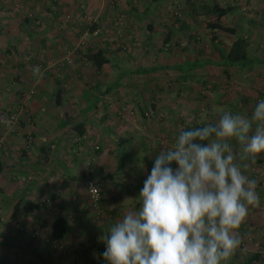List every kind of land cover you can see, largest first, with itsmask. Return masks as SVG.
Listing matches in <instances>:
<instances>
[{
  "label": "rangeland",
  "instance_id": "1",
  "mask_svg": "<svg viewBox=\"0 0 264 264\" xmlns=\"http://www.w3.org/2000/svg\"><path fill=\"white\" fill-rule=\"evenodd\" d=\"M136 1L139 5L148 0ZM45 2H49L50 7L55 5L53 4L55 0H11L10 7L19 20L18 13L21 11H25L27 14L32 13L30 5L33 3L43 10V6L40 4H45ZM198 2L204 4L217 2L220 5L233 4L234 8L221 16L222 23L234 26L238 32L246 33V38L250 40V45L248 46L249 54L264 55V19L260 15L264 11V0H198ZM123 3L125 4V0L123 2L120 0H104L103 13H96L95 11L94 13L87 12L75 16L74 13L71 14L74 11V7L71 8V5L76 4L75 0H58L55 6V8H58L56 9L57 15L50 16L49 22L44 21L42 23L41 21L42 24H47L46 28H49L52 31L51 33H55V36L57 35L56 32H60L61 28H65L68 24L76 28L81 23H85V27H87L91 22H97L98 26H100L98 35H94L90 33L91 31L85 29L74 34V41H71V43L68 41L70 44L62 47L35 46L34 39H38V36L24 39L18 38L17 34H14L15 42L9 36L3 37L7 41L6 43L0 35L1 148L10 142V138L16 139V137H20L24 147L23 132L29 133L27 129L31 130L29 125L31 121L29 122L28 120L23 127L19 128L16 126L17 121L15 123L14 121H9V116L11 114H17L18 116V114L23 113L24 109L22 106H25L27 101L33 96L29 95L31 94L30 90L33 89L34 94L38 90L37 88L36 90L34 89V84L38 85L40 82L42 86L46 87V81L51 79V75L48 72L51 69L53 72H57L56 65L59 60L66 62L67 65H70L75 58H82L85 61L87 59L84 54L86 47L94 42H99V45L106 46L108 54H114L119 57V60H122L119 65L127 68L140 64L145 65L146 63L161 65L165 62L170 65L182 60L199 58L190 65L192 68L189 70L190 76L181 82L177 79V74L171 70H163V75L160 73L156 77H154L155 74L153 73V78H149L148 81L147 79L143 81L142 77L137 79V82L143 81L144 83V93H146L145 97L147 100L144 104L146 112L142 115L136 113V111L135 114H132L134 118H131L133 120L131 124H136L137 126L133 127L135 129L132 130V133H134L132 148L135 152H141L139 148L143 145H148V148L158 155L162 149L169 148L175 143L180 127L183 124L197 121H217L216 115L221 111H230L233 115L251 118L257 103L260 100H264V94H260V91H264V65H252L239 71L231 66L227 68L228 74H226L224 72L221 73L216 64L204 63L201 59L204 56L212 54V57L217 58L216 52L210 47L204 28V21L207 16L202 13L196 14L187 2L184 3L182 0H151L150 5L153 8V14H151L150 8L146 14L148 19L142 18L140 12H135L131 8H124ZM176 7H179L180 14H182V18L186 23L182 27H178V23L174 26L173 31L170 32V38L166 42L170 43L168 47L163 40V36L170 19H172L170 11L173 10L174 12ZM115 14L121 17L120 24L113 23ZM254 16L259 22L255 23L247 19L249 17L253 20ZM149 19L156 28L150 32L151 38L146 40L147 43L142 45L137 39L132 40L128 32L133 33L136 38L141 40L138 35ZM36 22L37 20L33 23L36 24ZM253 24H255L252 26L255 30L248 29V26ZM20 25V30L23 34L28 32V26L25 28L26 31L23 28L25 22H21ZM231 37L232 35L228 31H216V38L224 46L228 45ZM82 39H84L83 43L81 42ZM9 42H13V46L8 47ZM67 65H64V68ZM37 66L43 74L40 78L33 75V68ZM64 68L61 69L59 77L62 76L63 85L65 86L67 77ZM186 69L187 65L183 63L179 71L182 72ZM151 94L159 98L160 105L156 108L148 103L151 99ZM250 97H252L251 100ZM6 109L10 111H4ZM24 113L26 112L24 111ZM128 113L131 114L132 112ZM121 116L124 115L122 114ZM139 117L142 123L139 122ZM138 130L140 132H136ZM69 144V151L72 154L75 149H72L74 147ZM230 145L235 155L238 154L237 149L242 148L241 145L238 146L239 142L235 139L230 141ZM13 154L11 155L12 158L20 156L18 153ZM141 154H148V152L142 151ZM24 155H27V153ZM90 156L94 157L93 152L85 158L90 160H87L85 164L88 167L89 165H94L92 159L88 158ZM257 167L264 172V162L258 164ZM25 177L26 175L24 174L19 178L20 182L24 178L21 184L25 182ZM75 177L80 180L79 171L75 174ZM82 181L83 171L80 184L73 191L75 199L79 201V208H67L68 215L73 219L69 220L72 223L71 230L61 241V248L58 246L53 247L49 243L42 247L53 254V256H50L51 258L63 259L67 264H72V260L74 264H93V243L97 242L102 237L101 234L107 232L114 223V220H109L113 216L108 214V211L103 210L102 206L99 207L102 212L96 214L95 210L88 205ZM101 188L102 192L106 191L102 183ZM106 192L107 194L109 193L108 190ZM40 195L42 196V192L38 194V196ZM54 208L58 209L55 205ZM44 212L50 215L49 210L44 206L40 211L38 210V213L43 214ZM0 220V230L13 234L21 232L29 237L39 234V229L29 221H22L23 223L16 230L7 226V224L14 223L10 218L0 216ZM15 224L17 225V223ZM238 231L240 237L243 238L248 236V234L251 235L254 229L252 231L246 228V232H241V229ZM56 244L58 245L59 243ZM256 245H258V242ZM243 246L244 244L241 247ZM254 247L255 245L253 249ZM234 257L237 261L243 257V254L236 253ZM52 262V264H55L59 261L53 259ZM225 264H227V261ZM258 264L264 263L259 259Z\"/></svg>",
  "mask_w": 264,
  "mask_h": 264
},
{
  "label": "crops",
  "instance_id": "2",
  "mask_svg": "<svg viewBox=\"0 0 264 264\" xmlns=\"http://www.w3.org/2000/svg\"><path fill=\"white\" fill-rule=\"evenodd\" d=\"M75 1L76 4L71 5V8L74 7L71 14L74 13L75 16L81 13H94L95 11L103 13L104 11V0ZM120 1L123 2V0ZM131 1L129 3L125 0L124 8L133 9L132 7L138 6L136 0ZM10 2L11 0H0V35L6 43L3 37L9 36L15 42L14 34H17L18 38L24 39L38 36V39H34L35 46L62 47L74 41V34L87 29L85 23H81L76 28L68 24L65 28L62 27L60 32L55 31L56 36L55 33H51L52 31L46 28L47 24L42 23L49 22L50 16L58 9L55 8L58 0H55L53 3L55 5L51 7L49 2L40 4L43 10L34 3L32 4L34 7L30 5L32 15L38 16L39 19L36 24L23 26L24 29L26 26L29 27L28 32L31 35H26L27 32L23 34L20 30L21 22L11 9ZM150 8L153 14V8L148 4L147 11ZM247 19L255 23L259 22L255 16L253 20L249 17ZM147 22L150 27L144 26L141 29L138 35L141 40L128 32L132 40L137 39L142 45L147 43L146 40L151 38L150 32L156 28L150 19ZM162 23L165 24L164 21ZM254 25L248 26V29L255 30L252 27ZM248 41L250 45V40ZM10 46H13V42H9L8 47ZM90 47L104 48L107 61L100 69L96 68L89 59L83 61L82 58H75L70 65L64 68L67 84L63 85L64 89L58 104L54 102L52 94L55 87L50 80L46 81V87L39 82L37 92L27 101L28 112L32 118L30 129L33 141L30 146L31 150L26 151L27 155L23 154L24 149L20 137L10 138V142L0 149L3 162V169L0 172V216L11 220L19 218L22 221H29L39 229V234L33 237L21 232L13 234L0 230V264H52L53 259L59 261L55 264H67L63 259L51 258L53 254L42 248L48 245V222L52 217L51 214L38 213L40 209L24 211L20 203L15 210L13 207L19 198H30L35 201L38 194L42 192V194L50 195L54 205L58 208L55 211L60 214L68 215L67 208H79V201L75 199L73 191L80 184L81 174L88 160L85 158L92 152L94 157L88 158L92 159L94 165H89V169L93 172L94 179L100 180L104 185V190L109 191L107 194L106 191L101 190L102 195L100 194L99 199V206L113 216L109 220L115 222L127 212L140 207L137 198L153 167L156 154L148 148V145L139 148L141 152L146 151L148 154L133 151L134 133L132 130L137 126L131 124L134 118L132 114L136 111L139 114V106L144 108L147 100L143 81L153 78V73L154 77L159 76L160 73L163 75L165 69L159 67L156 70L140 73L124 72L129 68L120 66L119 63L122 60L114 54H108L106 46L94 42ZM146 65H153V63H146ZM140 77L143 81L137 82ZM148 103L154 108L160 105L159 98L154 94H151ZM130 111L131 114L128 113ZM122 114L124 116H121ZM140 120L139 117V122ZM73 121L83 122L84 134L77 136L74 133L70 128ZM139 130L136 132H140ZM68 143L74 147L72 149H75L72 154H70ZM13 153H18L20 156L12 158ZM261 162H264V154H260L255 163L241 162L237 158V163L247 165L241 169L243 174L258 182L256 191L260 197V205L249 208L248 215L240 229L241 232H246V228L252 231L254 229V231L251 235L241 237V245L227 264L231 261H233L232 264H258L259 256L253 258L252 255L256 253L260 242L264 243V172L257 167L258 164H262ZM78 171L80 180L75 177ZM27 172L33 173L32 180L28 185L22 186L19 178ZM69 224L70 228L67 233L71 230L72 223ZM101 235H105V232ZM257 242H259L258 245H256ZM242 244H244L243 247H241ZM236 253L243 254L245 258L242 257L236 261L234 257ZM71 262L74 264L73 260Z\"/></svg>",
  "mask_w": 264,
  "mask_h": 264
},
{
  "label": "clouds",
  "instance_id": "3",
  "mask_svg": "<svg viewBox=\"0 0 264 264\" xmlns=\"http://www.w3.org/2000/svg\"><path fill=\"white\" fill-rule=\"evenodd\" d=\"M33 75L40 78L39 67ZM255 125V127H254ZM239 161L264 153V100L251 118L223 111L215 124L183 130L156 155L138 200L101 237L106 264H222L242 243L239 229L259 207L257 180ZM176 167L173 168L172 165Z\"/></svg>",
  "mask_w": 264,
  "mask_h": 264
},
{
  "label": "trees",
  "instance_id": "4",
  "mask_svg": "<svg viewBox=\"0 0 264 264\" xmlns=\"http://www.w3.org/2000/svg\"><path fill=\"white\" fill-rule=\"evenodd\" d=\"M129 3H131V0H127ZM150 1L148 2V4L150 5ZM147 2L143 3V4H137L138 6L136 7H132L133 11L135 12H140L142 18H146V14H147V9H148V4H146ZM182 2H187L188 5H190V7L192 8V11H195V13H202L205 14L207 16V18L204 21V28L206 30V35L208 36V40H209V44L210 47L212 48L213 51L216 52L217 58L212 57L211 55H207L202 57L201 59L204 61V63H210V64H216L219 71L222 73H226L228 74V67H234L235 69H237L238 71L243 69V68H249L252 65H264V55H254V54H249L248 52V46H249V41L246 38V35H244V33L242 32H238L236 31V28L234 26H228L222 23L221 21V16L230 12L231 9L234 8L233 4H223L220 5L217 2H212L210 4H204L201 2H198V0H182ZM176 10H171V17L172 19H170V23L169 25H167V30L163 36V40L165 41L166 46H170V43H166L169 38H170V32L173 31L174 26L177 25L178 23V27H182V25H184L186 22L185 20L182 18V14H180V9L179 7L175 8ZM18 18L21 22H25V24L32 25L34 24L33 22L35 20H38V16L36 15H32V13L27 14L25 11H21L20 13H18ZM57 13L54 12V14H52L51 16H56ZM261 17L264 19V11H262L260 13ZM119 17L118 14H115V18ZM205 18V17H204ZM86 25V24H85ZM97 22H91L89 24V26H87V29H89V31H92L94 28L98 27L100 28V26H97ZM145 26H149L150 24L148 22H146ZM228 31L232 37L228 43V45L224 46L223 44L220 43V41H218V38H216V31ZM30 32H27L26 35H29ZM31 35V34H30ZM166 48V47H164ZM161 49V46H160ZM87 57V59H89L96 68L100 69L103 65V63H105L106 57H105V52H104V48L101 47H90L87 46L86 47V51L84 53ZM199 58H195V59H190V60H182L179 62H175L172 64H161V65H140L138 67H135L133 69L129 68L128 70H125L124 72H145V71H152V70H156L159 67L164 68L165 70H171L172 72H175L177 74V79L181 82L183 79H187L190 76V72L189 70L192 69L190 67L191 64H193V62L195 60H197ZM185 64L187 65V69L185 71L180 72V68H181V64ZM64 65H67L66 62L64 61H57V65H56V69L57 72H53V70L51 69L48 73L49 75H51V82L53 83L55 90L53 91V99L54 102L56 104L59 103L60 98L62 96V92H63V79L62 76L59 77L61 69L64 68ZM55 74V75H54ZM17 77V76H15ZM34 89L36 90V88L38 89L39 86L34 84ZM263 90H264V86H263ZM29 95H34V90L31 89L30 90ZM260 94H264V91H260ZM28 95V96H29ZM22 108L24 109V111L26 113H21L20 115L17 114L15 115V119H14V123L16 122V126L17 127H23L25 125V123L29 120L32 121L31 115L29 114L30 112H28V108L27 106H22ZM3 109V108H1ZM139 113L140 114H144L145 109L141 108V106H139L138 108ZM6 112H9V109L4 110ZM22 111V110H21ZM223 111L217 113L216 117H217V121H211V122H201V121H197V122H192L189 124H183L180 127L179 133L180 134L181 131L183 130H189L193 127H202L206 124H215L218 122V120L220 119L221 113ZM64 122V121H63ZM62 122V125L64 124ZM2 123V122H1ZM30 125V124H29ZM0 126H2L0 124ZM16 127V128H17ZM70 128L74 131V133L77 136H80L82 134H84L85 132V128L83 126V122L82 121H73L70 124ZM30 133V135H32L31 130L27 129ZM23 139L25 140V135L26 133L23 132ZM32 138V136H31ZM32 139H31V145H32ZM25 144V142H23V145ZM30 145V146H31ZM30 146H26V147H22L24 149L23 154L30 149ZM240 146V144L238 145ZM172 146H170L171 148ZM1 149V147H0ZM167 149V148H166ZM242 149L241 147L239 149H237L238 154L236 155L237 158L239 157V154L241 152ZM2 161H1V157H0V172L3 169V165H2ZM173 168L176 167L175 164L172 165ZM92 172V171H91ZM93 174V172L91 173ZM33 177V173L32 172H27L26 177H25V182L22 184V186L28 185L30 183V181L32 180ZM84 177V174H83ZM24 179V178H23ZM23 179L21 180V182H23ZM100 183L101 186V182L99 180H97ZM102 190V188H101ZM101 190H100V194H101ZM41 198H45L44 200H48L50 201V205L46 204V202H42L41 204H39L40 199ZM100 199V196H99ZM21 204V207L24 211H31L34 209H41L43 206L46 207L50 214H51V219L48 222V227H49V233H48V243L51 245L53 243H62L61 241L64 239L65 234L67 233L68 229L70 228V219L72 220L73 218L69 215H64V214H60L58 211H55L54 208V202L52 201L50 195L47 194H42V196H38L37 199L31 200L30 198H19V200H17L15 202V206L13 207V210L16 209V207L18 206V204ZM98 207L99 206V201H98ZM138 208H136L137 210ZM14 212V211H13ZM96 214H100L102 212L101 208H99V210L94 211ZM69 221V222H68ZM12 224H7V226H9L10 228L16 229L18 230L20 227V224L23 223L22 220H20L19 218L17 219H13L12 220ZM6 224V222H4ZM17 223V225L15 224ZM104 235H102L103 237ZM259 243V242H258ZM264 243L259 244L260 246H263ZM93 254H94V260H93V264H106V261L103 259V252L105 251L106 245L105 243H103L102 239L100 238L97 242L93 243ZM259 247L256 250V253H254L252 256L257 257L259 256V259L262 261V263H264V259H262L261 255H260V251H259Z\"/></svg>",
  "mask_w": 264,
  "mask_h": 264
},
{
  "label": "built area",
  "instance_id": "5",
  "mask_svg": "<svg viewBox=\"0 0 264 264\" xmlns=\"http://www.w3.org/2000/svg\"><path fill=\"white\" fill-rule=\"evenodd\" d=\"M113 23L120 24L121 17L119 16V17L113 18ZM99 29L100 28L96 27L90 33L94 35H98ZM81 42L83 43L84 39H82ZM14 119H15V114H11L9 116V121H14ZM31 139H32L31 135L28 132H26L24 147L31 145ZM83 174H84V177H83L82 184H83L87 203L93 210L97 211L99 210L98 201H99L100 190H101L100 183L94 179L88 165L84 166ZM44 199L45 198H41L39 204L45 201L46 204L50 205V201L44 200ZM52 245L53 247L58 246L60 248L62 246L61 243H59L58 245L56 243H53ZM259 251H260V255L262 259H264V245L259 247Z\"/></svg>",
  "mask_w": 264,
  "mask_h": 264
}]
</instances>
